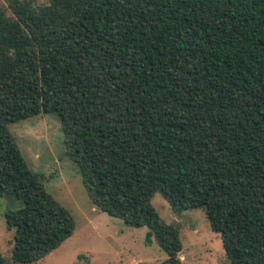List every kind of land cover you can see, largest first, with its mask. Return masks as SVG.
<instances>
[{
	"label": "trees",
	"instance_id": "obj_1",
	"mask_svg": "<svg viewBox=\"0 0 264 264\" xmlns=\"http://www.w3.org/2000/svg\"><path fill=\"white\" fill-rule=\"evenodd\" d=\"M0 7V194L12 260L73 235L10 125L56 114L92 202L182 264L152 204L204 208L231 264H264V0H8Z\"/></svg>",
	"mask_w": 264,
	"mask_h": 264
},
{
	"label": "rangeland",
	"instance_id": "obj_2",
	"mask_svg": "<svg viewBox=\"0 0 264 264\" xmlns=\"http://www.w3.org/2000/svg\"><path fill=\"white\" fill-rule=\"evenodd\" d=\"M36 5L50 0H32ZM7 10L8 0H0ZM28 166L43 177L45 188L69 209L76 228L58 248L38 264H161L167 253L147 239V226L133 227L124 219L98 209L92 202L79 169L66 154L65 136L56 114H38L10 125ZM160 217L175 225L183 248L182 264H231L221 234L211 229L204 208L175 211L160 192L152 198ZM23 206L13 195L0 194V253L12 260L15 229L6 212Z\"/></svg>",
	"mask_w": 264,
	"mask_h": 264
}]
</instances>
